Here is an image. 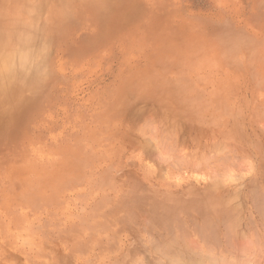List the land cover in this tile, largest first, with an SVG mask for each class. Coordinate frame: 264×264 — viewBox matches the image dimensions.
I'll return each mask as SVG.
<instances>
[{
	"label": "rangeland",
	"instance_id": "374dc122",
	"mask_svg": "<svg viewBox=\"0 0 264 264\" xmlns=\"http://www.w3.org/2000/svg\"><path fill=\"white\" fill-rule=\"evenodd\" d=\"M3 58L0 264H264V0H0Z\"/></svg>",
	"mask_w": 264,
	"mask_h": 264
},
{
	"label": "bare ground",
	"instance_id": "6f19581e",
	"mask_svg": "<svg viewBox=\"0 0 264 264\" xmlns=\"http://www.w3.org/2000/svg\"><path fill=\"white\" fill-rule=\"evenodd\" d=\"M8 60H10L11 61V59H5V58H3V59H0V64L1 63H4L5 61H8ZM21 68H23V67H21ZM19 78V82L23 79V77H21V75L19 76V72L17 71V70H14V71H3V70H0V89H1V91L2 92H6V91H8V88H10V86H12L13 85V82L14 83H16V82H18V79ZM254 187V186H253ZM253 190L255 189V187L254 188H252ZM212 191V190H211ZM251 192H254L255 193V190L254 191H252V190H250ZM256 191H258L257 189H256ZM249 193V192H248ZM253 193V194H254ZM211 194V193H210ZM257 194H259V193H257ZM211 195H213V194H211ZM206 196H209V195H206ZM261 197V196H260ZM234 198V197H233ZM253 198V197H252ZM254 198H259L258 196H254ZM260 199V198H259ZM128 201V200H127ZM250 201H251V203L252 204H254L253 203V201H254V199L252 200V199H250ZM129 202V201H128ZM258 202V201H257ZM262 203V202H261ZM223 204V203H222ZM259 204V203H258ZM263 204V203H262ZM257 206V207H256ZM255 207L257 208V209H263L264 210V208L263 207H261L260 206V208H259V206L258 205H256L255 204ZM198 210V209H197ZM196 210V211H197ZM263 210H260V212H262ZM192 211V210H191ZM194 211V210H193ZM223 211V210H222ZM228 211V210H227ZM233 211V210H232ZM164 213L158 218V217H155V218H157L156 220H157V222H160V223H162L163 225L162 226H164V227H168V233H169V235H171L170 233H172L171 231H172V229H174V228H176V227H173V225H175V223L177 222V219H175V218H168V215H169V213H168V211H163ZM229 212V211H228ZM172 213V212H171ZM170 213V214H171ZM175 213V212H174ZM195 213H197V212H195ZM219 213V212H218ZM217 213V214H218ZM221 213V212H220ZM219 213V214H220ZM173 214V213H172ZM171 214V215H172ZM182 214H183V212H182ZM198 214V213H197ZM226 214H228L227 212H226ZM225 214V215H226ZM230 214V213H229ZM236 214V213H235ZM238 214V213H237ZM263 214V213H262ZM160 215V214H159ZM159 215H157V216H159ZM181 215V214H180ZM199 215H200V212H199ZM224 215V211L222 212V214H221V218H222V220H221V225H222V223H225L226 224V226H228L229 224H232L231 222H233V221H231V220H229L228 218H226L225 217V215ZM231 215V214H230ZM175 216H176V214H175ZM174 216V217H175ZM184 216V215H183ZM200 216H203L202 218H200V221H202L201 222V224L199 225V226H196L195 227V230H196V232L198 231L199 233H200V238L202 239V240H204V242H206V246H208L209 248H211V249H214L215 248V246H214V242H212V241H215V240H213V237H214V235H215V224L216 225H218L217 223H219V222H217V221H220L218 218V216H216V217H218V218H216L215 216H211V217H209V215H205V213H202L201 212V215ZM147 217H148V215H147ZM177 217V216H176ZM191 217V216H190ZM178 218V217H177ZM185 218V217H184ZM147 219V218H146ZM149 219V218H148ZM147 219V220H148ZM154 219V218H153ZM178 219H180V218H178ZM183 219V218H182ZM181 219V220H182ZM236 219V218H235ZM175 220H176V222H175ZM189 220V219H188ZM193 220V219H192ZM171 221H174L175 223H173L172 222V224H170V222ZM229 221H231L230 223H228ZM149 222L151 223V222H153L152 220L150 221V219H149ZM181 222V221H180ZM179 221L177 222V223H180ZM234 222H235V220H234ZM176 223V224H177ZM155 225V224H154ZM159 226H161V224H158ZM233 225V224H232ZM161 226V227H162ZM176 226V225H175ZM158 226H156V228H157ZM163 227V228H164ZM167 227H166V230H167ZM173 227V228H172ZM162 228V229H163ZM172 228V229H171ZM164 230H165V228H164ZM178 231H180V230H178ZM166 233V232H165ZM198 233V234H199ZM172 234H174V233H172ZM166 235V234H165ZM169 235H167V236H169ZM184 235V234H183ZM181 237V238H183L182 237V235L180 234V233H178V232H176V237ZM198 236V235H197ZM175 237V239H177ZM180 237H179V239H180ZM169 238L170 239H174L173 238V236L171 235V236H169ZM166 239V238H165ZM169 241V240H168ZM165 242L166 241H164V244H165ZM169 242H173V241H169ZM169 242H168V244H169ZM208 242V243H207ZM216 242V241H215ZM218 242V241H217ZM216 242V244H218ZM167 243V242H166ZM212 243H214V244H212ZM168 244H166L167 246H166V249L167 250H169L170 249V247L171 248H174V246L172 247V245L170 246H168ZM210 244H212V245H210ZM215 244V245H216ZM219 245V244H218ZM161 246L163 247V245H162V243H161ZM160 245L157 247V251L159 252V249H160V247H161ZM165 246V245H164ZM212 246V247H211ZM167 247H169V249L167 248ZM214 247V248H213ZM218 248V247H217ZM162 249H164V248H162ZM162 249H160L162 252H159V254L161 255V253L163 254V252H164V250H162ZM216 249V248H215ZM214 249V250H215ZM173 250V249H172ZM170 251V250H169ZM179 251V250H178ZM203 251V250H202ZM154 252H156L155 250H154ZM158 252H156V253H158ZM182 253L184 252V251H181ZM214 252H216V251H214ZM166 253V252H165ZM164 253V255L163 256H165L166 254H169V253H166L165 254ZM179 253V252H178ZM182 253H179V254H177V255H179L181 258L184 256V254H182ZM186 253V252H185ZM220 254V253H219ZM174 255V254H173ZM198 255V254H197ZM201 255H203V254H201ZM210 256V255H209ZM157 257V256H156ZM170 257V256H169ZM222 257V256H221ZM220 257V255L219 256H213V257H211L210 259H209V261L210 262H212V264H225L224 262H226V261H224L225 260V257L223 258H221ZM155 258V257H154ZM176 258V257H175ZM146 259V258H145ZM153 259V258H152ZM152 259H149V260H151L150 261V264H151V262H152ZM162 259V258H161ZM164 259V258H163ZM183 259L184 258H182V261H179V260H177V264L178 263H180V264H183L184 262H183ZM207 259H208V254H207ZM222 259H224V260H222ZM155 260V259H154ZM159 260V259H158ZM158 260H156V262L158 261ZM148 261V260H147ZM149 262V261H148ZM154 262V261H153ZM152 262V263H153ZM155 262V264H161V262H160V260L158 261L159 263H156ZM175 262H172V261H170L169 262V264H174ZM191 263V262H190ZM199 263V262H198ZM146 264H148V263H146ZM154 264V263H153ZM165 264V263H164ZM168 264V263H167ZM186 264V263H185ZM196 264H197V262H196ZM200 264H202V261H201V263Z\"/></svg>",
	"mask_w": 264,
	"mask_h": 264
}]
</instances>
